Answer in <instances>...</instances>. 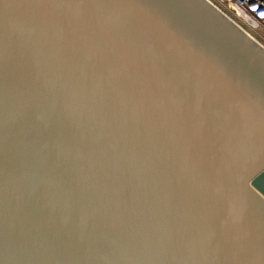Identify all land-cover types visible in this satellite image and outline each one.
Masks as SVG:
<instances>
[{"label":"water","instance_id":"obj_1","mask_svg":"<svg viewBox=\"0 0 264 264\" xmlns=\"http://www.w3.org/2000/svg\"><path fill=\"white\" fill-rule=\"evenodd\" d=\"M0 264H264V45L209 0H0Z\"/></svg>","mask_w":264,"mask_h":264},{"label":"built area","instance_id":"obj_2","mask_svg":"<svg viewBox=\"0 0 264 264\" xmlns=\"http://www.w3.org/2000/svg\"><path fill=\"white\" fill-rule=\"evenodd\" d=\"M259 42L264 33V0H209Z\"/></svg>","mask_w":264,"mask_h":264},{"label":"rangeland","instance_id":"obj_3","mask_svg":"<svg viewBox=\"0 0 264 264\" xmlns=\"http://www.w3.org/2000/svg\"><path fill=\"white\" fill-rule=\"evenodd\" d=\"M260 35H261V33H260ZM258 38H259V40L261 41V43L264 44V39L261 38V37H259V36H258Z\"/></svg>","mask_w":264,"mask_h":264},{"label":"crops","instance_id":"obj_4","mask_svg":"<svg viewBox=\"0 0 264 264\" xmlns=\"http://www.w3.org/2000/svg\"><path fill=\"white\" fill-rule=\"evenodd\" d=\"M260 37L264 39V33H261ZM260 42H261V41H260ZM263 45H264V44H263Z\"/></svg>","mask_w":264,"mask_h":264},{"label":"snow or ice","instance_id":"obj_5","mask_svg":"<svg viewBox=\"0 0 264 264\" xmlns=\"http://www.w3.org/2000/svg\"><path fill=\"white\" fill-rule=\"evenodd\" d=\"M262 15H264V13H262Z\"/></svg>","mask_w":264,"mask_h":264}]
</instances>
